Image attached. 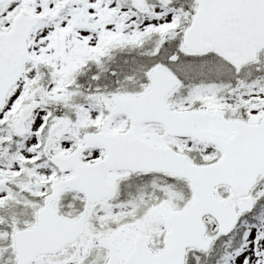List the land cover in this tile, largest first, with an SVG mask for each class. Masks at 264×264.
<instances>
[{"label":"snow or ice","instance_id":"6c2138e0","mask_svg":"<svg viewBox=\"0 0 264 264\" xmlns=\"http://www.w3.org/2000/svg\"><path fill=\"white\" fill-rule=\"evenodd\" d=\"M0 264H264V0H0Z\"/></svg>","mask_w":264,"mask_h":264}]
</instances>
